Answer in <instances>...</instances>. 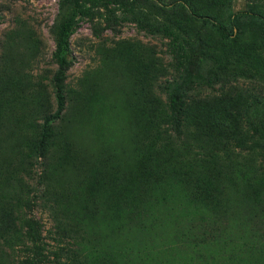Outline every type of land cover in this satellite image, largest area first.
<instances>
[{
	"label": "rangeland",
	"instance_id": "374dc122",
	"mask_svg": "<svg viewBox=\"0 0 264 264\" xmlns=\"http://www.w3.org/2000/svg\"><path fill=\"white\" fill-rule=\"evenodd\" d=\"M81 2L63 109L41 144L68 0H0V234L17 225L22 241L0 264H68L69 248L76 264H264V133L249 127L264 125V0ZM129 9L180 21L185 67L216 74L191 93L180 139L163 104L179 70Z\"/></svg>",
	"mask_w": 264,
	"mask_h": 264
},
{
	"label": "trees",
	"instance_id": "16d2710c",
	"mask_svg": "<svg viewBox=\"0 0 264 264\" xmlns=\"http://www.w3.org/2000/svg\"><path fill=\"white\" fill-rule=\"evenodd\" d=\"M82 0H68V3L64 8L61 9L58 19L55 21L51 28V35L53 40V53L52 59L56 65V71L53 75V87H54V98H55V109L48 116L42 119V124L40 127V143L43 144L47 141L49 136V125L60 118L64 100L60 91V85L63 80L66 70L73 63V57L69 49V38L74 33L78 21L81 17L87 15V11L82 6ZM130 20L136 24H141L142 27H148L149 32L153 33L154 30L160 32L162 37L167 40L168 53L170 54L173 66L175 69L179 70L177 78L171 81H165L163 85L164 94V108L166 114V122L169 127L168 136L173 139H180L183 135V128L185 124L186 111L190 101L192 100L191 93L200 86H210L212 81L215 80V73H200L191 72L185 65H189L193 57L188 55L183 48L178 43L180 31V21H174L172 25H156L147 24L144 21H140L136 13L129 9ZM195 19H204L203 16L193 15ZM188 22L191 19L185 18ZM264 26V21H262ZM217 34L222 39H227L229 36L226 34L225 30L221 26H215ZM200 60H211L209 54H204L200 57ZM249 127L251 130V135L257 136L264 133V125H259L252 121L249 122ZM261 153L264 158V144L261 145ZM261 169H264V161L262 162ZM2 209V207H0ZM7 231V232H6ZM4 231L0 234V258L4 253H10L12 251L17 252V246L15 243H22L20 240V227L16 225L9 232V230ZM32 231L29 229L25 231L26 238L31 240ZM16 245V247L14 246ZM14 246V247H13ZM23 246V244H22ZM24 249H27L23 247ZM22 247L18 251L24 250ZM57 250V249H56ZM60 250V249H58ZM29 251H33L34 258H46L49 252H44L40 247L34 244L29 248ZM69 254L72 256L68 264H76L78 261V251L71 250L69 248ZM55 251L51 253L55 255ZM35 260V259H34ZM17 264H25L24 262H19Z\"/></svg>",
	"mask_w": 264,
	"mask_h": 264
}]
</instances>
